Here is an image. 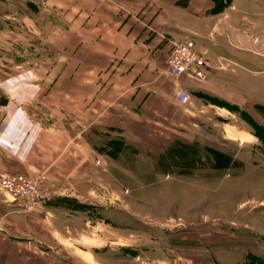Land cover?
I'll return each instance as SVG.
<instances>
[{"label":"crops","instance_id":"1","mask_svg":"<svg viewBox=\"0 0 264 264\" xmlns=\"http://www.w3.org/2000/svg\"><path fill=\"white\" fill-rule=\"evenodd\" d=\"M179 1L139 0L134 4L130 0H110L109 4L103 0H77L68 9L77 16L79 36L75 51L51 90L60 89L72 94L69 87L76 91L73 96L67 94L75 97L76 125L118 132L124 144L130 150L134 149L145 163L144 169L138 166L139 169L146 172L151 169L170 179L176 177L181 184V179L204 170L206 159L201 151L202 162L185 175L176 169L165 171L157 159L175 141L201 147L212 139H223L219 152L233 157L243 166L241 157L250 158L258 147H262L250 129L237 130L235 138L222 137V134L227 126L234 128L225 123L236 117L232 112L245 113L264 127V0H232L234 9L229 7L220 14L212 12L215 7L212 0H190L187 7L178 5ZM185 37L196 41L198 49L211 64L207 81L200 82L187 76L172 79L164 75L171 42ZM74 48L68 49V54ZM178 87L190 93L188 106L178 103ZM208 98L236 107V110L217 106ZM2 107H8V103ZM12 113L15 115L10 116V120L7 117L0 125V132L5 127L10 131L11 123L18 124L16 110ZM18 126L22 127V123ZM23 129L22 143L14 146L21 153V156H14L20 160L14 158L17 165L15 171L9 173L35 175L47 172L51 176V186L67 189L85 186L87 166L94 156L85 143L84 129L74 134L66 126H45L31 120ZM11 130L13 137H17ZM103 160L109 163V169L120 168L126 174H134L131 169L112 163L111 159ZM102 162L100 160L99 164ZM210 168L204 170L209 174L203 177L223 170L212 164ZM155 187H141L136 192H153ZM154 198L141 195L140 204L154 215L162 214L158 200ZM130 199L139 202L134 196ZM53 201L57 205H47L51 210L90 213L87 210L72 211L69 202L84 203L77 195L59 194ZM262 205L264 201L254 205L252 211L264 208ZM139 223L134 216L126 217L125 231L133 232L132 226L148 230V225ZM157 231L159 236L156 237L144 232L136 248L131 247L139 255V264H224L222 257L228 253L222 252L220 245L226 237L223 234L216 235L215 239H196L200 243L195 245L186 243L194 241L189 236L182 234L172 238L160 229ZM258 232L264 236V231ZM4 250L5 243L0 237V262L5 257ZM219 255L218 259L216 256ZM9 258L13 264H20L14 254ZM124 264L138 262L127 259Z\"/></svg>","mask_w":264,"mask_h":264},{"label":"rangeland","instance_id":"2","mask_svg":"<svg viewBox=\"0 0 264 264\" xmlns=\"http://www.w3.org/2000/svg\"><path fill=\"white\" fill-rule=\"evenodd\" d=\"M103 1L110 4V0ZM130 1L135 4L139 0ZM76 2L0 0V104L2 100L8 103L6 108L0 105V125L15 115L13 110L17 112L18 124L22 123V127L9 125L17 137L5 126L0 132V173L15 171L14 158L20 159L14 154L21 156V153L14 146L22 143L23 126L30 120L45 126H66L74 134L84 129L75 124V97L68 96L75 95L76 91L68 87L72 94L67 95L60 89L51 90L75 51L78 22L76 13L68 9ZM88 36L86 32L85 37ZM64 47L74 49L68 54L69 50ZM75 67L74 63V70ZM232 113L236 117L225 123L234 128L227 126L222 137L235 138L239 129H250L253 133L247 116ZM84 130L85 143L94 156L87 166L85 186L61 188L51 186L47 172L35 173V176H45L51 191L55 192L49 201L59 194L77 195L84 203H79L82 205L79 208L72 207V211L87 210L91 214L51 210L47 207L49 201L32 207L0 190V237L5 243L1 264H13L9 258L12 254L20 264H124L127 259H135L139 264V255L131 247L136 248L144 232L159 236L157 229L172 238L189 236L194 241L186 243L195 245L199 240L215 239L216 235L223 234L226 237L220 245L222 252L228 253L222 257L224 264L264 261V236L258 232L264 231V208L252 211L254 205L264 201L262 147L250 158L241 157L243 167L232 165L230 169L203 177L209 174L204 170L213 161L221 165L218 159L215 161L212 156V161L208 157L206 148L220 151L223 139H212L201 144L206 168L181 179L182 183L178 184L176 177L170 179L163 173L157 175L151 169L143 170L145 163L141 156L124 144L118 132L93 127ZM105 158L131 169L134 174H126L120 168L109 169ZM149 185H156L153 192H136ZM141 195L156 197L162 214L154 215L140 204ZM131 196L139 202L130 199ZM189 211L192 214L188 215ZM128 216L137 218L142 226L148 225V230L132 226L133 232L125 231ZM216 257L219 259L221 255Z\"/></svg>","mask_w":264,"mask_h":264},{"label":"built area","instance_id":"3","mask_svg":"<svg viewBox=\"0 0 264 264\" xmlns=\"http://www.w3.org/2000/svg\"><path fill=\"white\" fill-rule=\"evenodd\" d=\"M230 8L234 9L233 5ZM171 44L164 75L172 79L187 76L192 80L207 81L211 64L198 49L196 41L185 37L181 40H173ZM177 100L180 105L188 106L191 95L184 88L178 87ZM0 190L11 199L22 201L32 207L46 203L55 194L51 191L45 176L38 177L28 173L1 172Z\"/></svg>","mask_w":264,"mask_h":264},{"label":"trees","instance_id":"4","mask_svg":"<svg viewBox=\"0 0 264 264\" xmlns=\"http://www.w3.org/2000/svg\"><path fill=\"white\" fill-rule=\"evenodd\" d=\"M190 0H181L178 2V5L182 7H187ZM215 3V7L212 10L214 14L223 13L226 9L230 7L232 4V0H212ZM202 97L206 98L205 95L202 94ZM211 102L215 103V105L220 106L222 108H226L229 110H236V107L230 106L224 102L217 101L213 98H208ZM1 106L7 105V100H2ZM242 115L246 116L245 113ZM249 123L253 128L254 135L259 139L262 148L264 149V127L256 123L252 118L248 117ZM209 154L214 157L215 161L218 159L221 161V165L217 166L216 163L213 161L212 166L214 168L220 169H229L232 165H237L243 167V164L239 161L233 159V157L229 155H225L217 150H213L210 148H206ZM136 152V151H135ZM201 147L200 145L193 144H185L181 141H175L172 146L162 154L158 159V164L162 167L165 171L170 170H179L181 175L187 174V171L190 169H194L197 166V163L202 162L200 157ZM70 207H81L82 205L77 202H69ZM47 205H57L55 201H49ZM78 210V209H77ZM80 210V209H79ZM255 264H264V261L260 259L254 260Z\"/></svg>","mask_w":264,"mask_h":264}]
</instances>
